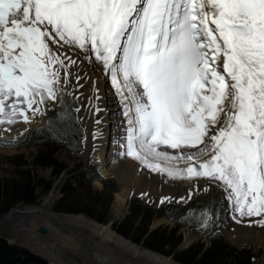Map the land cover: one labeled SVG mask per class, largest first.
I'll return each mask as SVG.
<instances>
[{
	"label": "snow or ice",
	"instance_id": "snow-or-ice-1",
	"mask_svg": "<svg viewBox=\"0 0 264 264\" xmlns=\"http://www.w3.org/2000/svg\"><path fill=\"white\" fill-rule=\"evenodd\" d=\"M77 53L121 95L122 155L264 217V0H0V124L62 98Z\"/></svg>",
	"mask_w": 264,
	"mask_h": 264
},
{
	"label": "trees",
	"instance_id": "trees-1",
	"mask_svg": "<svg viewBox=\"0 0 264 264\" xmlns=\"http://www.w3.org/2000/svg\"><path fill=\"white\" fill-rule=\"evenodd\" d=\"M73 100L63 97L59 108H52L46 125L31 131L15 140L3 142L7 148L20 149L29 146V142L41 146L33 167L20 165L18 175L0 178V219L20 205H36L41 196L53 188V180L36 175L34 167H51L54 176H60L67 167L55 158L56 145L61 144L79 157L84 149V131L79 123ZM105 184L102 191L92 186L94 180ZM117 186L108 178L102 177L97 167L90 163L83 171H71L63 180L60 197L54 203L59 213L84 214L100 223H109L112 219L111 206ZM223 199L211 189L204 195H196L190 203L167 202L155 208L142 198L131 201L130 213L114 229L128 240L136 242L154 252L174 258L181 264H253L256 255L250 249H239L228 244L221 231L220 214ZM207 213V215H205ZM166 216L173 222L150 231L155 216ZM194 229L198 239L189 247L176 252L183 240V228ZM0 264H49L46 260L33 255L26 248L10 244L0 236Z\"/></svg>",
	"mask_w": 264,
	"mask_h": 264
},
{
	"label": "bare ground",
	"instance_id": "bare-ground-1",
	"mask_svg": "<svg viewBox=\"0 0 264 264\" xmlns=\"http://www.w3.org/2000/svg\"><path fill=\"white\" fill-rule=\"evenodd\" d=\"M73 59H77L78 66H69L71 77L69 78L70 82L66 85V90L70 92L71 90L75 91L76 89V94L82 104L80 109V119L85 126L84 129L86 128L85 155H88L91 151L97 150L98 163L104 173L112 172L115 173L119 179H123L124 177H129V175H133L134 172V176L138 178V181L140 182L139 185L142 184L147 187V189L152 186L162 187L167 190L172 187L174 189L182 190L186 186L192 188L200 186L199 188L203 189L206 186L208 177H170L164 172L152 171L141 160H137L135 157L128 156L127 154L122 155L121 153L124 151L121 148L123 140L121 138L118 143L117 139L113 137L115 133H112L113 131L117 132L119 130L118 124L122 123L124 120L121 95L117 92L116 86L112 83L111 77L107 74L105 68L100 62L96 61L94 58L89 62L81 53L74 55ZM80 61H83V63L81 64ZM77 76L80 77L79 80H77ZM80 85H82V87ZM59 99L57 101H59ZM52 102L56 101H48L46 105H41L42 111L37 113L34 117L29 113L30 120L28 122L19 119L14 125L0 124V130L10 128V131L3 132L17 134L22 130L40 127L44 122L43 113L47 108V105ZM98 102L104 106L106 114L108 113L106 119L109 121L108 127L111 129V133L107 135L105 134L102 138L93 140L92 127L95 122L94 113L96 112ZM119 117L123 118L120 122L118 121ZM159 150H166L171 155H176L178 153V150L167 148L164 145H161ZM193 151H195V149H193ZM117 155H119V157ZM205 158L206 157L203 156L199 157L201 160ZM149 160L154 163L159 162L162 166H168L163 160L155 161L152 157H149ZM187 164V161L180 160L179 162L172 161L170 166L186 168ZM123 167L126 170L125 173L122 172ZM128 168H132V170L128 171ZM142 187L140 188L142 189ZM124 192L125 190L117 195L120 202L125 201ZM51 197L52 196H50L45 202L48 207H50L52 203ZM35 210L36 209L34 208H21L17 213H13V215H15L20 223L25 222L29 228L35 231L36 237L34 238L29 234V236H31L29 238L34 243H40L41 240L42 243L39 244L40 250L46 255L53 257L54 254L60 255L59 252H63L71 255L73 259L77 258V256H74L67 251L68 248L65 250V247L60 245L59 242L51 240L50 238L48 239V237L44 235L41 237L39 235V229L34 225L35 217H38L41 220V227L46 226L48 231L56 232L59 239L62 241L61 243L66 245L70 244L72 246L74 242L81 240L85 248V253L83 252L79 256L93 261V263L91 262L92 264H115L113 261L114 256L111 254V251L118 252L121 257L118 261H126V264H181L174 260V257V259L170 258L169 256L154 252L129 241L117 233L112 225H99L82 216L73 215L61 217L49 212L48 208L40 209L38 212ZM229 214L230 211L225 210L221 217L222 222L227 224L228 229L230 230L227 231L222 228L226 238L231 239L234 237L233 240L237 241V244L240 247L251 244L260 247V245L264 244V233H262L261 230L250 226H244L242 222L241 225H235V223H233L236 219L250 223L251 220L249 221L248 216H239L236 213H232L231 216L228 217ZM164 220L166 219L158 221V224ZM190 241L191 239H187L185 244H189ZM46 245L57 247L58 251L53 253L51 248L45 247ZM91 254H93L98 261L91 259V257H89ZM262 258L263 259L258 264H264V254Z\"/></svg>",
	"mask_w": 264,
	"mask_h": 264
},
{
	"label": "rangeland",
	"instance_id": "rangeland-1",
	"mask_svg": "<svg viewBox=\"0 0 264 264\" xmlns=\"http://www.w3.org/2000/svg\"><path fill=\"white\" fill-rule=\"evenodd\" d=\"M63 97H66L70 100H73L76 104V109L77 108L81 109L82 104H81V102H80V100L76 94V89H75V91L71 90L70 92H68L66 90L63 93L62 98L59 99V101L52 102V103H49L47 105V108L45 109V111L43 113L44 122L42 123V125L40 127L22 130L17 134H13L12 132H8V133L3 132V131L0 132V178L1 179L2 178L3 179L11 178V177L18 175V171L21 170V168H22V167H19L20 165L26 166L29 164L31 167H33L32 164L34 163L35 158L38 156V154L41 150L40 145H38L37 143L30 142V141H28L30 144L29 146L22 147L20 149L7 148V147L3 146V142H5L7 140H15L22 135H26L31 131H36V130L44 127L48 121L50 110L52 108H59ZM97 107L100 109V111L98 114H96V112L94 113V118H95V121L100 120L101 123L99 125H97L94 122L92 129H93V132H94V130H98V139H99V138H102V136L104 137L105 134L107 135V134L111 133V129H110V127H108L109 121H107V119H106L108 117V115H107L108 113L106 114V111L104 110V106L100 102H98L96 108ZM76 113L78 116L79 123H80V125L84 131L85 136H86V132H85L86 128L84 129L85 126L81 122L80 111L79 112L76 111ZM118 119H119L118 121L120 122L123 118L119 117ZM120 124H118L119 130L117 132H115V131L112 132V133H115L113 135V137L117 139L118 143L120 142L122 136H124V132L122 131L123 125H122V123H120ZM85 142H86V140L84 138V143H83L84 149H83V152H82L80 157L77 154H75L73 151H70L65 146H63L61 144H57L56 145V151H55V158L59 163H63L67 167V169L63 170L61 172L60 176L55 177L54 176V170L51 167H39V166L34 167V170H35V173L37 176L42 177L46 180H53V182H54L53 190H51L48 194L41 196L38 204L31 205V206H21L20 205L21 207L17 206L18 208L17 207L16 208L18 210L14 211L13 213L14 214L17 213L19 211V209H21V208H34V209L37 208L38 210H35L36 212L40 211V209L48 208L49 212L56 214V215H59L61 217L73 216V215L74 216H82V217H85L91 221H94L96 224H99V225H111L110 224L111 222H113V224H114V222L122 221L130 213L131 201L134 198H142L145 203H152V204H154L155 208H157L160 205L167 203V202H173V203L177 202V203H181V204L190 203L196 195H198V194L204 195L207 191L213 189L223 199V206H222V210H221V214H220L219 230L223 234L225 241L228 244L235 246L239 249H250L257 257L256 261L253 264H258L263 259L262 257L264 254V244L260 245V247H256L254 244L243 245L242 247H240L237 244L238 242L233 240L234 237L231 239H228V238H226L225 234L223 233L222 228H224L227 231H230L228 229L227 224H224L222 222L221 217H222L223 212L225 210L230 211V214L228 215V217L231 216L232 213H236L239 216H240V214L237 212H233L230 209L229 202L225 198L226 193H225L224 189L220 186V182H217V181H214V180L208 178V182L203 189L199 188L200 186L199 187L195 186L193 188L190 186H186L182 190L181 189L180 190L174 189L172 187V188H168L169 191L165 188H162V187H153V186L152 187L154 189L152 187L147 189V187L143 186L142 184L139 185L140 182L138 181V178H136L134 176V172H133V175H129V177L132 176L131 178L124 177L123 179H119L116 176V174L112 173V172L104 173L101 170L99 163H98L97 150L91 151L90 153H88V155H85V152H86ZM86 145H87V143H86ZM117 156L119 157V155H117ZM90 163H93L97 167V170L102 177L108 178L113 184H115L117 186V190L113 194L114 199H113V204L111 206L112 219L110 220L109 223H105V224L103 223L102 224V223H100V222H98V221H96V220H94V219H92V218H90L84 214L77 215V214L59 213V212H56L54 210V203L61 195L60 187H61L63 180H65L70 175L71 171H75V170L83 171L84 168ZM131 170H132V168H128V171H131ZM122 172H124V173L126 172L124 167L122 168ZM92 186L95 190H99V191H102L105 188V184L99 179L94 180L92 182ZM140 187H142L143 190ZM124 190H125V192H124L125 201L120 202L117 195L120 194L121 192H123ZM50 196H52L51 197L52 203H51V206L48 207V206H46L45 202ZM181 197H183V199H181ZM162 198H167V199L162 200ZM248 218H249V221L251 220L250 223H246L245 221H240L239 219L234 220L233 223H235V225H241V222H242V224L244 226H250L252 228L261 230V232L264 233V222H262V221H264V217H255V216L249 217L248 216ZM162 219H166V220H164L158 224V221H160ZM34 225L37 226V229H39V232H40L39 235L41 237L44 235V236L48 237V239L50 238L51 240L59 242L60 245L65 247V250L68 248L69 250L67 249V251H69L70 254L77 256V258L73 259L71 255L63 253V252H61V253L59 252L60 255L54 254L53 257L46 255L43 251L41 252L39 244L42 243V241L40 240V243H34L29 238L31 236L34 238L36 237L35 231L33 229L29 228L28 225L25 224V222L20 223V221L13 214L9 215V213H8L6 216H4L2 219H0V236L4 237L6 240L7 239L14 240L15 241L14 244H17L20 247L26 248L31 253H33V255L38 256V257L46 260L49 264H92L93 263V261H91L89 259L88 260L84 259L83 257L79 256L83 252L85 253V248H84L81 240L74 242L72 246L70 244L66 245L64 243H61L62 241L59 239L56 232L47 231L45 234H42L40 231L42 223L38 217L34 218ZM172 225H173V222L171 220H169L166 216H157L156 215L154 217L152 224L150 225V231L157 229V228H160V227L172 226ZM44 227H46V226H44ZM181 232H182L183 240L179 244V246L176 248V252L181 251V250L189 247L199 237L197 232L194 229H190L188 227L183 228L181 230ZM29 234L31 236H29ZM126 239H127V237H126ZM187 239H191L189 244H185ZM98 241H99V239H98ZM129 241H131V239ZM95 242H96V240H95ZM134 243H136V242H134ZM43 245H45V244H43ZM68 246H70V247H68ZM45 247L51 248L53 253H56L58 251L57 247H53L51 245H46ZM111 254H113V256H114L113 261L115 264H126V261H118L119 259H121L118 252L111 251ZM57 256H58V258H57ZM89 257H91V259L97 260L93 256V254H91Z\"/></svg>",
	"mask_w": 264,
	"mask_h": 264
},
{
	"label": "water",
	"instance_id": "water-1",
	"mask_svg": "<svg viewBox=\"0 0 264 264\" xmlns=\"http://www.w3.org/2000/svg\"><path fill=\"white\" fill-rule=\"evenodd\" d=\"M16 210H18V209L17 208L11 209L10 212H9V215L10 214H13V212L16 211ZM36 210H38V209L36 208ZM110 224L113 225V222H111ZM40 231H41V233L45 234L48 230H47L46 227H41ZM7 241L9 243H11V244H14V242H15L14 240H9V239H7ZM169 257L173 258L174 257V254L169 255Z\"/></svg>",
	"mask_w": 264,
	"mask_h": 264
}]
</instances>
